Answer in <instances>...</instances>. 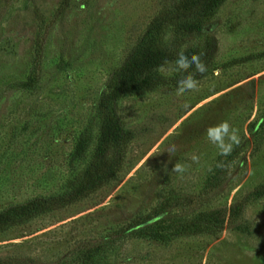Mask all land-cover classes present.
Listing matches in <instances>:
<instances>
[{"label": "rangeland", "instance_id": "1", "mask_svg": "<svg viewBox=\"0 0 264 264\" xmlns=\"http://www.w3.org/2000/svg\"><path fill=\"white\" fill-rule=\"evenodd\" d=\"M175 2L69 0L61 14V0H0V212L81 182L110 76ZM161 37L201 52L198 89L178 96L166 65L163 84L122 98L114 176L0 232V264H264V195L251 196L264 184V0H225L199 34L169 25ZM224 120L241 140L228 156L205 135ZM176 162L187 171L171 172ZM240 202L242 213L204 227L202 214Z\"/></svg>", "mask_w": 264, "mask_h": 264}, {"label": "trees", "instance_id": "2", "mask_svg": "<svg viewBox=\"0 0 264 264\" xmlns=\"http://www.w3.org/2000/svg\"><path fill=\"white\" fill-rule=\"evenodd\" d=\"M225 0H178L171 8L164 10L147 28L144 37L136 44L121 65L112 73L107 85V91L97 104L98 138L90 165L83 171L81 182L66 194L54 198L34 199L23 204L7 208L0 212V232L16 225L23 224L41 214L72 204L106 184L115 174L119 156L108 159L107 153L119 150L123 145L124 130L118 118L119 101L131 95H143L163 84L165 79L156 71L160 66H166L165 61H174L178 50L167 48L162 42L161 34L166 27L174 26L178 32L185 35L199 34L205 22L222 6ZM69 0H61L59 12L66 11ZM160 40V42L157 40ZM186 54H199L197 50L186 51ZM196 80L204 74L196 73ZM187 73L179 72L178 79H169L177 86V81ZM87 148V141L81 137L74 149V158H82ZM118 154V152H116ZM264 195V184L255 189L251 196ZM243 211V203L233 205L229 210H217L202 214L204 227L213 224L222 226L226 214L228 219L234 218ZM210 223V224H208ZM209 229H207L208 231ZM201 231H206L202 229ZM27 263H32L28 260Z\"/></svg>", "mask_w": 264, "mask_h": 264}, {"label": "clouds", "instance_id": "3", "mask_svg": "<svg viewBox=\"0 0 264 264\" xmlns=\"http://www.w3.org/2000/svg\"><path fill=\"white\" fill-rule=\"evenodd\" d=\"M165 64L169 65L168 71L170 72L187 73L177 81L176 94L178 96L198 89V81L194 78L193 73L188 72L190 68L194 67L195 72L200 74H204L208 70L199 54H192L191 56L186 54V46H182L174 61L166 60ZM157 70L164 72L165 68L160 66ZM205 135L207 140L216 147L217 154L220 156L231 155L234 146H239L241 143L239 130L232 127L227 120L207 127ZM174 152L175 148L173 147L168 153L172 155ZM191 160L193 163H199L200 157L193 154ZM186 171V166L179 162H176L171 169V172L178 174H183Z\"/></svg>", "mask_w": 264, "mask_h": 264}]
</instances>
